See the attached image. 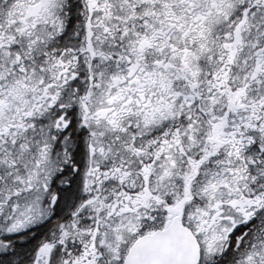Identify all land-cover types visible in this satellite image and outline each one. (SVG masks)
Listing matches in <instances>:
<instances>
[{"label": "snow or ice", "instance_id": "snow-or-ice-1", "mask_svg": "<svg viewBox=\"0 0 264 264\" xmlns=\"http://www.w3.org/2000/svg\"><path fill=\"white\" fill-rule=\"evenodd\" d=\"M0 264H264V0H0Z\"/></svg>", "mask_w": 264, "mask_h": 264}]
</instances>
